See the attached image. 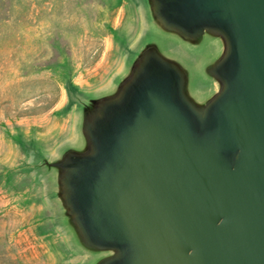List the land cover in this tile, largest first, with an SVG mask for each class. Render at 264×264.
Masks as SVG:
<instances>
[{"label":"water","instance_id":"water-1","mask_svg":"<svg viewBox=\"0 0 264 264\" xmlns=\"http://www.w3.org/2000/svg\"><path fill=\"white\" fill-rule=\"evenodd\" d=\"M164 9L210 28L218 89L193 99L201 116L189 111L179 100L188 70L145 46L117 88L83 109L80 144L43 160L64 220L104 253L93 264H264V0Z\"/></svg>","mask_w":264,"mask_h":264},{"label":"rangeland","instance_id":"rangeland-1","mask_svg":"<svg viewBox=\"0 0 264 264\" xmlns=\"http://www.w3.org/2000/svg\"><path fill=\"white\" fill-rule=\"evenodd\" d=\"M176 39L156 30L149 0H0V264H93L104 255L78 243L57 172L43 160L80 144L83 109L112 93L154 41L187 68L194 100L215 92L201 69L218 43Z\"/></svg>","mask_w":264,"mask_h":264},{"label":"flooded vegetation","instance_id":"flooded-vegetation-1","mask_svg":"<svg viewBox=\"0 0 264 264\" xmlns=\"http://www.w3.org/2000/svg\"><path fill=\"white\" fill-rule=\"evenodd\" d=\"M167 3V0H157V15L159 16V18L163 21L164 23V27L166 30H162L160 28V26H158L159 24L154 23L155 24V28L156 30H158L159 32L165 33V34H171L173 36H175L179 42H181L184 45H190V46H194L195 48H199L203 41L205 40H213V38L210 35V28L205 26V25H183V24H178L175 23L169 16H168V11L166 9H164V5ZM157 16V17H158ZM155 22V21H154ZM215 63H211L208 66H204L201 69V74L204 76V78H206L207 76H209V78L211 80H214V73H216L215 71V67H214ZM165 69H167L168 67L163 65L161 66ZM187 69V68H186ZM201 76V77H203ZM202 78V79H204ZM189 88H190V78L188 76V72L185 76V80H184V97L179 96V100L184 104V106L191 112L193 113H199V109L198 106H196V104H194L193 102V98L191 97L190 93H189ZM199 116H201V114L199 113ZM101 124H98L96 126V128L98 129L99 126Z\"/></svg>","mask_w":264,"mask_h":264}]
</instances>
